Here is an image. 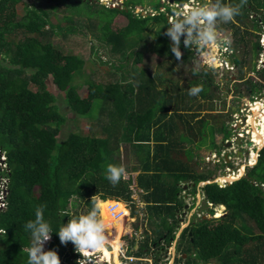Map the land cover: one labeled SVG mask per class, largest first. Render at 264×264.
Wrapping results in <instances>:
<instances>
[{"label": "trees", "instance_id": "16d2710c", "mask_svg": "<svg viewBox=\"0 0 264 264\" xmlns=\"http://www.w3.org/2000/svg\"><path fill=\"white\" fill-rule=\"evenodd\" d=\"M225 2L235 5L241 0ZM146 3L152 4L149 0ZM139 4H144L143 0H123L120 6L100 0H0V156H4L3 162L0 159V182L5 180L4 206L0 207V264H26L24 247L30 237L23 225L34 218L40 204L55 230L68 217L77 215L70 210L72 197L89 209L95 196L106 200L111 195L127 201L130 212L139 213L138 218L150 224L151 232L142 228L139 239L138 226H133L124 251L127 256L149 257L150 244L157 251L164 250L176 239L173 264H264V146L255 163L246 166L239 178L223 186L216 182L200 186L210 214L215 206L224 209L218 216L189 219L175 237L182 221L179 214L184 203L179 200L183 181L190 183L194 192L197 182L212 179L210 169L191 158L189 147L203 140L206 129L215 148L214 133L224 130L216 120V126L208 123L213 112L199 114L200 107L211 110L215 101L224 100L213 89V69H190L186 84L174 78L170 63L154 73L134 69L130 80L117 74L109 81L89 76L75 82L95 51L94 44L90 42L86 55L62 50L53 42L56 35L75 33L89 42L88 33L82 31L85 28L116 61L125 60L127 52L136 47L133 62L138 63L146 36L152 33L153 51L175 57L165 35L169 6L158 0L153 14H143L134 10ZM242 9L249 11L253 31L246 27ZM250 12L255 15L249 17ZM117 15L125 22L113 28ZM259 22L264 24V0H243L240 13L232 21L217 24L218 30L229 28V34L234 35L229 44L233 75L247 94L264 85L245 76L250 49L256 55L260 49ZM180 49V58L185 61L190 49L184 47L182 37ZM254 69L264 81V66ZM163 75L170 83L159 88L157 83ZM47 81L59 91L61 105L47 88ZM81 83L85 85L83 95L78 91ZM197 84L203 90L196 96L188 95V88ZM233 85L241 89L235 82ZM199 100L209 102L206 108ZM68 113L91 116L86 134L61 132L71 123ZM229 135L224 131L222 139ZM123 142L132 147L137 159L132 170L137 173L133 179L128 174L113 185L105 177V166L121 164L117 155ZM132 181L139 191L137 200L131 197ZM136 241L139 243L133 248ZM70 243L61 244L53 231L44 248L54 249L61 261L67 250H72ZM157 258L155 253L153 261Z\"/></svg>", "mask_w": 264, "mask_h": 264}, {"label": "rangeland", "instance_id": "374dc122", "mask_svg": "<svg viewBox=\"0 0 264 264\" xmlns=\"http://www.w3.org/2000/svg\"><path fill=\"white\" fill-rule=\"evenodd\" d=\"M102 3L109 5V6H120L121 2L123 0H100ZM148 0H143L144 4H139L134 8L136 12H142V13H151L155 11V9H151V6H154V3L158 0H149L152 2L151 5H148L146 3ZM163 2L164 5L169 6L170 11L166 13V17L168 21H170L175 16L182 15L184 10H187L190 6H192L194 3L199 2V0H160ZM237 4L241 5V2H237ZM160 10H164V7ZM243 13L246 15L244 16V22L248 29L254 30L255 26L252 20L248 19L247 11L246 9H242ZM19 13H21V10L19 8ZM62 15V12H58V16L60 17ZM255 12H250L249 17L254 16ZM125 19L117 15L114 17L112 21V27L117 28L124 24ZM220 21H217V24H219ZM79 29V28H78ZM77 29V30H78ZM218 30V29H217ZM82 31L88 33L86 40H89V42L85 41V38L81 36L80 33H75L70 36L63 37L61 35H56L53 37V42L60 47L62 50H77L79 52L86 53V55L89 54V45L90 42L94 44L95 51L89 55V60L86 61L83 69L80 71L79 74L75 76V82H83V80L89 76L96 77L98 79L109 81L110 79L114 78V75L117 76V74L121 76H128L127 79L130 80L131 76L130 74H133L134 69L137 70V72L145 73L146 71H149L150 73H154L155 71H161L163 70L162 67H164L165 64H172L173 68V76L175 79L178 80L179 84H186L188 83L189 78L191 77L189 74L190 69L194 68L196 71H200L202 69H209L207 66H201L199 62V53L195 50L190 49V53H188V56L185 61L182 60V58L177 59L176 57L172 56H159L153 51V36L152 33H148L146 36V43L142 50V57L140 62L134 63V51L137 49L136 47L132 48L127 52L126 58L123 61H116L115 58L109 54L108 49L101 44L98 39L93 38L92 35L88 32L87 29L83 28ZM229 28H225L223 30H218L220 36L222 37L221 47L219 49L220 51V64L211 70V76L213 78V89L217 91L219 98L224 96L223 99H219L214 102L213 107L211 110L209 109H203V107H200L199 114L202 115L203 113L207 112H213L211 117L207 118V121L209 124H215L216 121H218L219 124L223 125V131L218 132L215 131L214 133V142L217 144V146L214 148L210 143V136L207 132V130H204V136L203 140L200 143L195 142L193 145H191L192 148V159L197 161L198 165L200 167H204L207 169H210V175L212 179H215L216 176L222 175L226 170H232V172L236 173V168L241 165L242 168L244 167V171L246 166L253 165V159L252 163L251 161V151L256 150L255 145H250L248 143V134H244L242 137L238 138V143L235 142L236 138L242 129L246 127V125L243 124L242 118L245 116V111L249 110V103L251 102V98L254 95H262L264 96V85L260 89H257L253 92H247L244 90V86L240 83L238 79H236L235 75H233L234 70L232 69V64H229L225 59H230L231 55H228L227 49L224 47L225 43L229 41L230 43L233 42L234 35L229 34ZM80 32V31H79ZM226 39H223L225 38ZM181 50V49H180ZM226 52V53H225ZM234 52V51H233ZM182 53V50H181ZM255 58H257V55L255 54L254 49H250V66L246 69L247 72L245 73V76H249L253 79V81L256 82H262L264 84V81L258 77V74L255 71V67L258 68V64L255 63ZM1 59V58H0ZM107 62V64H104V62ZM256 66H255V65ZM230 75H233V78L236 81H238L240 90H236L234 87V81L229 78ZM167 83H170V80L166 78L165 75L161 76L160 81L157 83V86L159 88H163ZM47 88L53 92L56 96L57 103L61 105V97L58 93L59 91L56 89V87L50 82L47 81ZM79 93L83 95L85 93V85L84 83H81L78 89ZM258 92V93H257ZM199 102L206 108L205 104H208V101L199 100ZM242 110V111H241ZM68 115L71 117V123H67L62 127L61 132H65L67 130H73L80 134H86L88 132L89 124L92 120L91 116L88 114L82 115V116H75L73 113H68ZM228 123V125H227ZM246 124V123H245ZM224 131L230 132V135L227 139H222V135ZM229 142V144H228ZM197 143V144H196ZM228 144V145H227ZM197 145V146H196ZM217 148L219 149V153L217 152ZM132 147L128 143H122L120 146V150L118 152V159L120 163L125 168V176H131L130 179H133V176L137 173L136 170H132V167L136 165L137 159L132 153ZM225 155L227 156L225 159ZM228 160V161H226ZM246 164V165H245ZM245 165V166H244ZM242 173V172H241ZM230 175H232L230 173ZM236 177V175H232V178ZM210 179V180H212ZM3 184L5 183V180L2 181ZM190 183H187L186 181H183L182 186L184 191H182L181 199L184 203L179 218L182 220L179 228L176 230L175 237H177V233L179 232V229L181 226L187 224L189 219L194 218L197 215H205L207 217L209 216H218L222 213L224 207L223 206H215L213 208V214H210L208 212V207L205 206L204 199L202 198V192L200 191V186L196 185L195 191L193 192L192 188L190 187ZM5 186V185H4ZM3 186V187H4ZM130 187L134 188V191L131 193V197L134 200L139 199V191L134 187V183L130 184ZM100 192H104V188L99 186L98 189ZM94 198L100 200L98 196H95ZM107 200H112L113 202H120L121 208L120 210L123 212V215H120L119 220L123 222V230L119 234V247H114V250H112L110 253H102L101 251L93 252L89 250L87 253L83 252L84 254H87V256L81 255V253L78 252L76 254V250L72 242L70 245L73 247L72 250H67V255L63 258H61L60 264H69L72 260H75L77 264H173L174 257L176 256V239H173L170 243V248L167 246L164 250L154 249L152 244L149 245V257H134L133 259H127L125 254V248L126 244L129 241L130 234L132 233L133 226L137 225V235L138 239L141 235L142 228H146L148 232L150 231V224L146 221L141 220L138 214H132L130 212V208L128 205V202L123 200L122 198H116L115 195H111L106 200H102L103 203ZM139 204V203H138ZM141 204V203H140ZM139 204V205H140ZM141 206V205H140ZM210 207V205H208ZM70 210L71 212H76L78 214H84L88 210L87 206L83 203H80L75 197H72L70 199ZM106 209H101L100 215L102 217H106ZM220 213V214H219ZM218 214V215H216ZM121 222V224H122ZM142 222V224H141ZM111 229V230H110ZM107 230L105 229L106 237H111L110 235H113L114 229L110 228ZM110 230V232H109ZM107 232L109 233L107 235ZM47 242V241H46ZM46 242L44 243V246L46 245ZM139 241H136L133 243V248H136ZM173 245V246H172ZM174 249V255L173 259L170 262V258H172V253ZM123 253V254H122ZM158 255V258L156 262L153 261L154 254ZM105 258L104 260L102 258ZM213 262V261H212Z\"/></svg>", "mask_w": 264, "mask_h": 264}, {"label": "clouds", "instance_id": "9594fccd", "mask_svg": "<svg viewBox=\"0 0 264 264\" xmlns=\"http://www.w3.org/2000/svg\"><path fill=\"white\" fill-rule=\"evenodd\" d=\"M240 7V4L233 5L225 0H199L194 3L184 10L182 15L172 18L165 28L171 52L177 59L181 57L182 37V43L186 49L199 53L201 66L216 68L221 62L219 49L222 42V37L217 30V21L225 23L232 21L240 13ZM202 90V85L197 84L188 88L187 91L188 95L196 96ZM125 174L122 164L110 162L105 166V177L113 185L124 178ZM44 207L43 204L37 206L34 218L27 220L23 225L30 237L28 244L24 247L26 264H60L57 252L54 249L44 248V243L50 239L53 231L57 233L61 244L71 241L79 253H87L89 250H98L105 246L106 222L105 218L100 215L101 209L105 208L102 200L93 198L91 207L86 213L68 217L67 221L60 223L55 230L44 217ZM119 244L120 241H117V245ZM81 255L86 256L83 253Z\"/></svg>", "mask_w": 264, "mask_h": 264}, {"label": "bare ground", "instance_id": "6f19581e", "mask_svg": "<svg viewBox=\"0 0 264 264\" xmlns=\"http://www.w3.org/2000/svg\"><path fill=\"white\" fill-rule=\"evenodd\" d=\"M259 106H260L259 102H255V104H251L252 113H255V115L257 116V119H256V122H251V131L253 133L250 136L252 138V140L258 145V147L264 143V142L261 143V141H259L261 139H263V141H264V111H261ZM258 113H260V116L257 115ZM258 133L261 135V137H258ZM250 156H251V161H250V164H251L252 159H254V157H255V154L253 153V151H251ZM241 167L239 166L238 172H236V173L234 172L231 174L232 175L235 174L236 176H239L242 172V170L240 169ZM232 175H230V173H227L224 175H219L218 180H229L232 178ZM104 204H105V209H106V211H105L106 212V217H105L106 228H109V229L113 228L114 232H113V235H110L111 237H107L105 246L98 249V250L101 251L102 253H107L110 255V254H112L110 252L112 250H114V247H116V248L119 247V245H117V241H119V234L123 230V222H122V220L121 221L119 220L120 216H118V217H112L111 216L110 211L108 210V205L113 204L112 200H107L104 202ZM121 205L122 204L120 202H117V205H116V208L114 209V211L120 210ZM216 215H218V214H216ZM121 222H122V224H121ZM110 230H109V232H110ZM108 234L109 233L107 232V235ZM106 245H108L109 248H107ZM98 250H91V251L96 252ZM84 255L87 256V254H84ZM102 258H103V256H102ZM103 259L106 260L105 258H103Z\"/></svg>", "mask_w": 264, "mask_h": 264}, {"label": "built area", "instance_id": "2783aa9c", "mask_svg": "<svg viewBox=\"0 0 264 264\" xmlns=\"http://www.w3.org/2000/svg\"><path fill=\"white\" fill-rule=\"evenodd\" d=\"M168 20V19H167ZM258 42H259V45H260V49H259V51H258V53H257V58H256V65L258 64V68H260V67H262V66H264V24H262L261 22H259V30H258ZM258 68H256V69H258ZM255 102H259V104H260V110L261 111H264V100H262V99H257L256 97L249 103V110L248 111H246V110H244L245 111V116L242 118V120H245V122L243 121V124L244 125H246V127L244 128V129H242L241 130V132L238 134V135H236V136H239V137H242L244 134H248V142H250V145L252 144V145H255V151H254V154H255V157H254V159H253V161L255 162V160H256V158H257V156H258V148L260 147H258V145L252 140V138L250 137L251 135H252V131H251V122H250V118L252 117V109H251V104H255ZM242 111V110H241ZM246 123V124H245ZM262 145H264V143L262 144ZM261 145V146H262ZM251 155V154H250ZM0 159H1V162H3L2 160L4 159V156H3V154H1V156H0ZM253 162V163H254ZM3 164V163H2ZM242 165V164H241ZM246 165V164H245ZM244 165V166H245ZM240 166V165H239ZM238 169H239V167L238 168H236V170H237V172H238ZM225 172H227V173H233L232 172V170H226ZM244 172V167H243V169H242V173ZM226 173V174H227ZM236 177H238V176H236ZM236 177H233V178H236ZM2 181H4V180H2ZM0 182V207H3L4 206V202H3V198H4V193H5V183L3 184V186H1V184L3 183V182ZM220 184H218L219 186H223V185H225L227 182H226V180H220ZM116 205H117V202H113V204H110V205H108V210L110 211V214H111V216L112 217H118V216H120V215H123V212L121 211V210H117V211H114V209L116 208ZM115 213V215H113ZM109 228H107V230H108ZM106 232V231H105ZM173 246V245H172ZM169 248H170V245H169ZM123 254V253H122ZM173 255H174V249H173V253H172V258H170L171 260H170V262L172 261V259H173ZM126 257H127V259H133L134 257L133 256H127L126 255Z\"/></svg>", "mask_w": 264, "mask_h": 264}, {"label": "flooded vegetation", "instance_id": "af4514ba", "mask_svg": "<svg viewBox=\"0 0 264 264\" xmlns=\"http://www.w3.org/2000/svg\"><path fill=\"white\" fill-rule=\"evenodd\" d=\"M225 43V45H224V47L227 49V53H228V55H231V53H232V50H231V48L229 47V44H230V42L229 41H227V42H224ZM226 53V52H225ZM229 64H232V62H231V57H230V59L228 60V59H225ZM232 66V69L234 68V65L232 64L231 65ZM229 78H231L234 82H235V80H234V78H233V75H230L229 76ZM238 86H239V82L238 81H236L235 82ZM257 95H254L252 98H251V101L256 97ZM260 99H262V100H264V96H262V95H260ZM259 108H260V106H259ZM258 116H260V113H258L257 114ZM254 117V118H253ZM253 118V119H252ZM256 119H257V116L255 115V113H253L252 114V117L250 118V122H256ZM255 129V128H254ZM255 131V130H254ZM258 137H261V135L258 133ZM259 141H261V143H263L264 141H263V139H261V140H259ZM240 167H241V165H240Z\"/></svg>", "mask_w": 264, "mask_h": 264}, {"label": "water", "instance_id": "95a60500", "mask_svg": "<svg viewBox=\"0 0 264 264\" xmlns=\"http://www.w3.org/2000/svg\"><path fill=\"white\" fill-rule=\"evenodd\" d=\"M151 9H154V6H151ZM144 14V13H143ZM256 98L257 99H259L260 98V95H257L256 96ZM238 138H239V136L236 138V140H235V142L236 143H238ZM249 144H250V142H248ZM228 144H229V142H228ZM227 144V145H228ZM259 149V148H258ZM226 155H225V159H226ZM226 161H228V160H226ZM225 173H223L222 175H224ZM240 175H242V174H240ZM240 176H238V177H236V178H231V179H229V180H226V182L227 183H230V182H232L233 180H235V179H237V178H239ZM184 181H186V180H184ZM187 182V181H186ZM209 182H216L217 184H220L221 182H220V180H218V176L215 178V179H212V180H205V181H199V182H197L196 183V185L197 186H202V185H204L205 183H209ZM180 202H183L182 201V199H180L179 200ZM186 225V224H185ZM185 225H183V226H181V228L179 229V232L181 231V229L185 226ZM179 232L177 233V235L176 236H178V234H179ZM106 247L107 248H109V246L108 245H106ZM182 257H185V254L184 253H182Z\"/></svg>", "mask_w": 264, "mask_h": 264}]
</instances>
